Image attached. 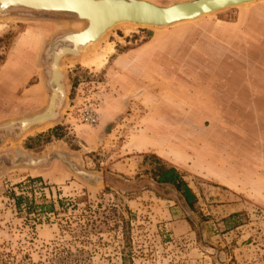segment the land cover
I'll list each match as a JSON object with an SVG mask.
<instances>
[{
	"label": "rangeland",
	"instance_id": "rangeland-1",
	"mask_svg": "<svg viewBox=\"0 0 264 264\" xmlns=\"http://www.w3.org/2000/svg\"><path fill=\"white\" fill-rule=\"evenodd\" d=\"M85 24L0 15V264H264V0L116 28L98 70L91 46L65 55L54 117L20 130L47 109L49 46Z\"/></svg>",
	"mask_w": 264,
	"mask_h": 264
},
{
	"label": "bare ground",
	"instance_id": "bare-ground-1",
	"mask_svg": "<svg viewBox=\"0 0 264 264\" xmlns=\"http://www.w3.org/2000/svg\"><path fill=\"white\" fill-rule=\"evenodd\" d=\"M9 0H0V7L1 5H5L7 4ZM98 1V0H95ZM138 1V0H136ZM144 2H148L151 3L152 5H155L158 7L157 4H154L153 2L149 1V0H142ZM187 1H191V0H184V1H179L176 3H182V2H187ZM18 2H28V3H45L48 4L50 6H65L64 8H73L75 10H77L80 14L81 17L79 18H85L88 17L89 14L91 15V17L94 15V13L92 11H90V9L93 7L94 4H92V2L94 1H90V0H18ZM253 3L254 0L252 1ZM252 2H245L244 5L242 6H249L250 4H253ZM81 3H83L81 5ZM176 3H172V4H168L166 6H159V7H168L171 6L173 4ZM250 3V4H249ZM213 4V3H210ZM248 4V5H247ZM116 5V7H114ZM111 5V3H105L102 6L99 4V8L102 11L99 13L98 16L93 17L91 20V24L90 26L87 28V24L86 26L78 29L75 32H71L68 34H65L64 36H62L60 38V40L58 39L55 44H52V47L56 46L59 43H64V42H68L67 44H71L72 47H67V46H62L57 48L56 50L50 49V52L53 53V61L51 63V72H52V82L55 83L54 88L52 90V96L51 99H49L48 102V106L47 109L45 111V113L38 117L40 120H45L51 116H53V108L57 105V100H60L63 97V90L62 87L59 83V79H60V67L58 64V61L60 59H62L67 52L72 51L74 54L77 53L80 49H84L87 46H91L92 51L89 52L87 55H82L80 58L81 60V64H83L86 67H92L94 69H100L101 67L104 66V64L107 61V56L109 54H111L113 52V43L112 42H108L105 41L102 47H98L95 48L97 45L100 44L101 40H104L106 38V36L108 35V33L112 32L113 30H115L116 28L121 27L122 31L127 33H130L132 31H135L138 28H154V29H163L166 28L167 26H172V25H177L180 23H186V22H191L194 21L196 19H199L201 17L204 16H212L213 14L216 13V11L213 12H208L206 14L197 16L196 18H193V20H189V21H179V22H175L173 24H165V25H156V26H149L147 24H137L134 22H130V21H120V11L121 12H125L126 14H130L132 11H135L137 9H134V7H126V5ZM126 8V9H125ZM6 9V8H5ZM5 9H2L0 11H4ZM97 9V11H99ZM151 7H148L146 5L141 7V11H145V13L147 14L148 12H151ZM65 12V11H63ZM87 19V18H86ZM83 20V19H81ZM107 24L109 25L108 28H104L105 26H107ZM87 28V29H86ZM62 40V41H61ZM106 40V39H105ZM86 50V48L84 49ZM87 52V51H86ZM69 55V54H68ZM60 63V62H59ZM55 111V110H54ZM31 123V121L28 120H23L22 122V127L23 126H27ZM182 142V141H181Z\"/></svg>",
	"mask_w": 264,
	"mask_h": 264
},
{
	"label": "water",
	"instance_id": "water-1",
	"mask_svg": "<svg viewBox=\"0 0 264 264\" xmlns=\"http://www.w3.org/2000/svg\"><path fill=\"white\" fill-rule=\"evenodd\" d=\"M92 1H94V2H92V4H94V5L90 9V11H92L94 13V15L92 17L89 14L88 17L79 18L81 16L77 10H75L73 8H64L65 6L55 7V6H50L48 4H45V3L18 2V0H9L7 2V4L1 5L0 10L5 9V8L6 9L4 11H0V15L5 14L9 8H16V7H21V8H25V9H29V10H35V11H43V12L62 13L63 11H65L63 13L73 14L76 16V18L78 20L83 19L81 21L85 22L87 24V28H88L91 24L92 18L98 16L99 13L102 11L101 9H98L99 4L101 6L105 3H111V5H115V4L124 5L125 4L126 7H128V6L134 7V9H137V10L132 11L130 14H126L125 12L120 11V15H119V16H121L119 19L120 21H130V22H134V23H137L140 25L147 24V25L153 27L156 25H159V26L165 25V24L170 25V24H173L175 22H179V21L182 22L183 20L184 21L193 20V18H196L197 16L206 14L208 12L216 11L218 13V12H221V11L229 9V8L241 7V5H244L245 2H252L253 0H191V1H187V2L176 3V4H173V5L168 6V7H159V6L157 7L155 5H152L151 3L144 2L142 0H138V1H136V0H98V1L92 0ZM259 1H262V0H254V2H259ZM210 3H213V4H210ZM82 4L83 3H81V5ZM144 5L152 8L150 13L148 12L146 14L145 11L144 12L141 11V7ZM114 7H116V5ZM97 9L99 11H97ZM90 17H91V20H90ZM86 24H85V26H86ZM108 26L109 25L107 24V26H105L104 28H108ZM64 35H62V36H64ZM62 36H59L55 41H57L58 39L60 40V38ZM52 44L49 46V49L47 50V55H49L50 59H51L50 70H51V63L53 61V53L50 52V49L54 48V46L52 47ZM68 46H71V45L68 44ZM71 47L73 48V45ZM87 47H85V48L87 49ZM84 49H80L75 54L69 50V52H67V54L76 55V54L83 52ZM59 61H58V64H59ZM49 73H50V78H49L48 85L51 88V95H50L49 99H51L52 90L54 88L55 83L51 81V72L49 71ZM59 80H60L59 83L62 87L61 75H60ZM62 90H63V87H62ZM63 97H64V90H63ZM63 97H62V99H63ZM45 111H46V109H45ZM45 111L42 114H39V115L34 116L32 118L22 119L21 121H19V129L25 130L29 126L34 125L35 123H42V122L46 121L47 119L54 117V114H53V116H51L45 120H40L38 117L42 116L45 113ZM23 120L24 121L25 120L31 121V123L27 126L22 127ZM30 162L36 163V162H39V159L38 160H31Z\"/></svg>",
	"mask_w": 264,
	"mask_h": 264
},
{
	"label": "trees",
	"instance_id": "trees-1",
	"mask_svg": "<svg viewBox=\"0 0 264 264\" xmlns=\"http://www.w3.org/2000/svg\"><path fill=\"white\" fill-rule=\"evenodd\" d=\"M154 177L157 182L172 185L181 194L186 204L192 207L196 201V195L191 188L188 187L186 182L182 180L174 167L159 166L156 169Z\"/></svg>",
	"mask_w": 264,
	"mask_h": 264
},
{
	"label": "built area",
	"instance_id": "built-area-1",
	"mask_svg": "<svg viewBox=\"0 0 264 264\" xmlns=\"http://www.w3.org/2000/svg\"><path fill=\"white\" fill-rule=\"evenodd\" d=\"M95 121V119H92V122Z\"/></svg>",
	"mask_w": 264,
	"mask_h": 264
},
{
	"label": "flooded vegetation",
	"instance_id": "flooded-vegetation-1",
	"mask_svg": "<svg viewBox=\"0 0 264 264\" xmlns=\"http://www.w3.org/2000/svg\"><path fill=\"white\" fill-rule=\"evenodd\" d=\"M71 45V44H70Z\"/></svg>",
	"mask_w": 264,
	"mask_h": 264
}]
</instances>
